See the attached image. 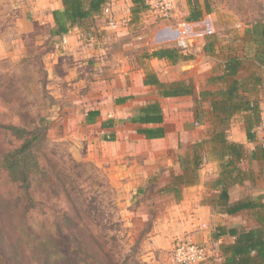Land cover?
<instances>
[{
    "label": "crops",
    "instance_id": "0c3cea01",
    "mask_svg": "<svg viewBox=\"0 0 264 264\" xmlns=\"http://www.w3.org/2000/svg\"><path fill=\"white\" fill-rule=\"evenodd\" d=\"M5 1L11 14L9 23L14 26L12 42L25 46L23 42H28L30 37L32 47L45 52V66L49 67L46 72L49 76L60 74L56 80L60 87H57L67 89L62 97L70 106L57 113V120L63 122L65 138L93 152L98 148V156L108 160L110 170L114 171L112 178L116 185L123 182L140 198L147 187L154 185L156 191L149 199L168 202L163 217L155 222L154 245L168 249L177 238L189 240L210 248L207 259L196 264H222L225 248L236 238L229 230L264 229V210L259 207L264 204V145L257 138L255 141L247 138L250 125L246 120L250 115L236 113L224 129L225 142L240 146L241 156L237 159L213 141L219 126L209 110L208 99L198 109L193 97L164 98L154 86L144 84L148 74H155L164 84L187 80L192 81L196 93L214 92L219 84L208 83L210 78L222 74L225 64L236 58L240 63L237 78L246 86L240 95L246 103L259 104L264 99V65L254 60L255 46L246 36L252 22L240 23L237 49L231 43L229 52L224 50L215 61L213 56L224 48L226 40L216 43L222 45L218 51L212 29L207 27L202 32L201 47L186 52L193 59L172 65L166 60L145 57L163 47L154 45L151 39L147 40L150 44L140 46L136 55V50L127 48V44L118 50L99 49L105 40L119 41V34L112 26L99 24L106 9L111 11L108 24H127L129 30L139 24L143 15L151 17L150 8L133 15L132 0H106L101 12L90 19L88 28L70 27L62 36H52L51 32L55 28L53 12L63 10V0ZM178 1L175 12L179 11L180 19L170 23L173 26L183 23L189 31L206 24L213 13H203L201 20L187 23L189 3ZM5 15L3 23L9 17ZM166 26L158 34L162 42L179 40V34L174 29L166 30ZM144 37L150 34L131 41L135 43ZM0 46L4 52L5 44ZM206 46L213 51L205 52ZM152 104L158 105L161 119L156 123L139 122L140 112ZM196 127L198 131L194 130ZM146 131L155 136H146ZM174 178L177 197L171 188L164 190L172 185ZM223 192L227 193L229 205L251 201L258 207L230 213L222 205Z\"/></svg>",
    "mask_w": 264,
    "mask_h": 264
},
{
    "label": "rangeland",
    "instance_id": "374dc122",
    "mask_svg": "<svg viewBox=\"0 0 264 264\" xmlns=\"http://www.w3.org/2000/svg\"><path fill=\"white\" fill-rule=\"evenodd\" d=\"M178 2L175 21L180 19L179 11L175 12ZM210 7L213 13L206 24L185 29L187 48L182 49L200 48L202 32L209 27L214 45L226 40L221 51L222 45L216 44L219 52L214 61L229 52L231 43L237 49L240 23L264 19V0H210ZM8 9L6 1L0 0V45L5 44V51H0V121L32 129L43 119L49 128L40 149L43 171L32 177L28 193L10 185L0 170V264H175L173 250L184 240L175 239L168 249H159L153 241L155 222L163 217L168 202L149 199L156 191L154 185L141 198L123 182L116 185L114 171L108 160L98 156V148L93 152L65 138L57 113L70 106L62 97L67 89L58 88L60 74L46 72L45 52L32 47L30 37L25 46L12 42L14 26ZM105 13L99 24L112 26L119 41L105 40L99 49L118 50L127 44L136 55L143 43L150 44L148 39L158 46H177L176 41L163 43L158 37L168 24L154 12L150 18L143 15L131 30L127 24H108L111 11ZM5 14L9 17L3 23ZM147 34L151 38L131 41ZM8 140L0 136V155Z\"/></svg>",
    "mask_w": 264,
    "mask_h": 264
},
{
    "label": "trees",
    "instance_id": "16d2710c",
    "mask_svg": "<svg viewBox=\"0 0 264 264\" xmlns=\"http://www.w3.org/2000/svg\"><path fill=\"white\" fill-rule=\"evenodd\" d=\"M189 3V14L185 18L187 23L197 22L202 19L203 13L211 14L210 0H187ZM134 7L132 14L138 16L140 13L149 10L145 0H132ZM106 0H63V10L53 12L55 21L52 36H62L66 34L70 27L88 28L90 19L101 12ZM246 36L255 46L254 60L259 65H264V19L253 21L246 30ZM205 52H212V47L204 48ZM148 59L166 60L172 65L180 62H187L193 59L191 54L184 49L175 47H161L145 56ZM240 63L236 58L230 59L224 66L222 74L210 78L208 83L219 84L213 91L201 90L196 93L192 81L179 80L169 84L160 82L155 74H148L145 85L154 86L158 94L164 98L170 97H193L195 106L200 109L208 99L210 112L214 114L219 126L218 135L213 141L220 145V149L237 159L241 156L240 146L227 143L224 140L225 128L231 117L236 113L249 114L247 124L250 128L246 130L248 140L255 141V130L259 124V104H250L244 101L240 93L245 92V84L237 78V69ZM161 119V112L156 104L148 105L140 112L138 121L141 123H156ZM48 124L40 119L38 124L32 129L18 126L12 122L0 121V136L3 139L8 137L7 147L0 155V170L4 171L9 179V184L28 193L31 188L32 177L42 172L40 149L47 141ZM146 136H155L151 131H146ZM11 137V138H9ZM258 139V138H257ZM194 168L199 164L197 158L194 160ZM179 179V178H178ZM172 185L166 186L164 190L172 189L176 193L178 189ZM177 186V185H176ZM222 204L228 212L235 213L241 210L256 208L255 202H239L229 205L226 192L222 193ZM258 207V206H257ZM259 207L264 210V204ZM264 212V211H263ZM235 240L225 248V258L222 264H264V229H253L249 231L229 230Z\"/></svg>",
    "mask_w": 264,
    "mask_h": 264
},
{
    "label": "built area",
    "instance_id": "2783aa9c",
    "mask_svg": "<svg viewBox=\"0 0 264 264\" xmlns=\"http://www.w3.org/2000/svg\"><path fill=\"white\" fill-rule=\"evenodd\" d=\"M150 10L164 23L168 24L165 29H174L180 39L176 44L178 47L187 48L185 41V27L183 23H178L175 26L170 25L174 21V8L178 0H145ZM256 137L264 145V99L260 103L259 124L255 130ZM204 227V226H203ZM208 248L201 244H196L189 240L180 241L176 244L173 250V261L175 264H196L204 262L207 259Z\"/></svg>",
    "mask_w": 264,
    "mask_h": 264
}]
</instances>
